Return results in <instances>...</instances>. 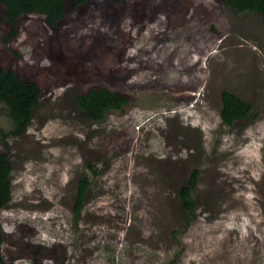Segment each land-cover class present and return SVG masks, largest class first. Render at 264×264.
<instances>
[{"label": "rangeland", "instance_id": "1", "mask_svg": "<svg viewBox=\"0 0 264 264\" xmlns=\"http://www.w3.org/2000/svg\"><path fill=\"white\" fill-rule=\"evenodd\" d=\"M112 1L70 7L56 31L43 15L24 17L9 46L0 21V64L44 89L31 126L8 147L0 103V152L14 167L1 260L264 264V149L251 148L254 171L236 165L264 134V19L223 0ZM94 84L134 102L95 122L75 103ZM224 90L252 105L248 120L224 125ZM195 171L197 219L185 230L179 193Z\"/></svg>", "mask_w": 264, "mask_h": 264}, {"label": "trees", "instance_id": "2", "mask_svg": "<svg viewBox=\"0 0 264 264\" xmlns=\"http://www.w3.org/2000/svg\"><path fill=\"white\" fill-rule=\"evenodd\" d=\"M124 0H113L111 5L117 6ZM90 0H0L3 15L0 18L4 26L1 40L9 46L20 35L22 19L39 14L45 16L46 23L57 29L68 18L70 7L87 6ZM223 2L239 13H258L264 19V0H223ZM44 97L43 87L34 81L25 80L14 68H5L0 64V103L8 111L12 126L9 130H1L5 146H9L11 137H19L26 133L33 122L34 111ZM134 102V97L120 91H114L103 84L91 85L86 92L77 95L76 105L85 111L90 119L102 122L113 110L123 111ZM253 112L250 103L229 90L222 92L221 117L225 126L234 127L238 122L248 120ZM93 169V167H91ZM95 172V171H94ZM14 167L9 153L0 152V241L1 213L13 199ZM96 174V172H95ZM199 171H195L187 184L179 193L182 208L186 215V229L197 219L198 204L194 198ZM91 186L88 178L79 183L76 213L79 216ZM0 264H4L0 256Z\"/></svg>", "mask_w": 264, "mask_h": 264}, {"label": "bare ground", "instance_id": "3", "mask_svg": "<svg viewBox=\"0 0 264 264\" xmlns=\"http://www.w3.org/2000/svg\"><path fill=\"white\" fill-rule=\"evenodd\" d=\"M55 31H56V29H55ZM87 89V88H86ZM188 117H189V115H188ZM192 118V117H191ZM201 118H199L198 120H200ZM192 120V119H191ZM194 120V119H193ZM195 121H196V119H195ZM202 121V120H201ZM203 123H205V122H203ZM201 126H203L202 124H200ZM261 126V125H260ZM199 127V126H198ZM205 127H206V125H205ZM263 127V126H262ZM199 128H201V127H199ZM261 129H263V128H261ZM207 131V130H206ZM261 131H264V130H261ZM256 132V131H255ZM246 134H248V133H246ZM258 135H259V137L258 138H256L255 139V141L252 143V145L251 146H249V147H247V148H249L247 151L245 150V151H243V153L241 154V155H238V157L239 156H241V157H243V158H246L243 162H239V161H236V165H239V169L241 170V171H243V172H245V171H247L248 170V168L249 169H251L252 171H254L255 169H254V166H255V161H256V159L255 160H252V153H253V151L254 150H256V151H262L263 149H264V134L263 133H260V131H259V133H258ZM228 136V135H227ZM234 136V135H233ZM242 137V136H241ZM233 138V137H232ZM246 138H248V137H246ZM223 140V139H222ZM233 140V139H232ZM249 140V139H248ZM231 141V140H230ZM238 141V140H237ZM248 142V141H247ZM237 144V143H236ZM221 145H223V144H221ZM228 145V144H227ZM224 146V145H223ZM238 146V145H237ZM241 146V145H240ZM12 147V146H11ZM226 147V146H225ZM234 147V145L232 144V141H231V145L229 146V149H228V151H231V152H229V153H234L233 151L234 150H231L232 148ZM237 148H239V147H237ZM243 148V147H242ZM251 148H254L253 149V151H252V149ZM224 149V148H223ZM251 149V150H250ZM221 151V150H220ZM51 152V151H50ZM56 152V151H55ZM262 153H264V151L262 152ZM234 155V154H233ZM237 157V156H236ZM242 158V159H243ZM258 161V160H257ZM234 162V161H233ZM235 163V162H234ZM229 164V163H228ZM247 165V167H246V165ZM231 166V165H230ZM256 167V166H255ZM234 168V167H233ZM236 168V167H235ZM261 168V167H260ZM263 172V171H262ZM239 174H241V172H238ZM261 176V175H260ZM253 178H254V175L252 176ZM241 181V183H242V185L244 186V184H245V180L244 179H241L240 180ZM114 186V185H113ZM250 186V185H249ZM105 187V186H104ZM112 186H110V188H111ZM103 189V188H102ZM115 189V188H114ZM106 191V190H105ZM256 191H257V189H256ZM103 192H104V190H103ZM252 192V191H251ZM120 195V194H119ZM254 197V196H253ZM117 198V197H116ZM115 198V199H116ZM108 198H106V200H107ZM102 201V200H101ZM109 201V200H108ZM110 201H111V199H110ZM109 201V202H110ZM115 203V202H114ZM117 203V202H116ZM105 204V203H104ZM107 204V203H106ZM111 205V204H110ZM109 205V206H110ZM113 205V204H112ZM117 206V205H116ZM100 207H102L101 205H100ZM115 207V206H114ZM103 210V209H102ZM103 212H105V211H103ZM111 212H112V210H111ZM115 212V211H114ZM107 213V212H106ZM116 214V213H115ZM116 217V216H115ZM210 226V225H209ZM62 229V228H61ZM228 232V231H227ZM207 244V243H206ZM214 252V251H213Z\"/></svg>", "mask_w": 264, "mask_h": 264}]
</instances>
